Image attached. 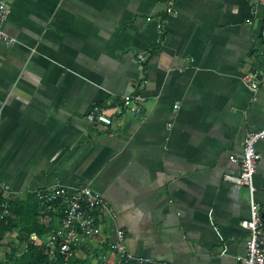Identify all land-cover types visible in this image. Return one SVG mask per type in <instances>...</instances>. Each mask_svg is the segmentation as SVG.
I'll use <instances>...</instances> for the list:
<instances>
[{
  "label": "crops",
  "instance_id": "crops-1",
  "mask_svg": "<svg viewBox=\"0 0 264 264\" xmlns=\"http://www.w3.org/2000/svg\"><path fill=\"white\" fill-rule=\"evenodd\" d=\"M263 25L252 0H12V42L0 39L6 196L88 186L150 264H239L250 198L227 175L241 169L246 132L264 128ZM251 72L256 92L243 79ZM128 93L141 113L88 121L94 105L114 112ZM257 148L264 206V139ZM114 237L104 216L73 264H121Z\"/></svg>",
  "mask_w": 264,
  "mask_h": 264
},
{
  "label": "built area",
  "instance_id": "built-area-1",
  "mask_svg": "<svg viewBox=\"0 0 264 264\" xmlns=\"http://www.w3.org/2000/svg\"><path fill=\"white\" fill-rule=\"evenodd\" d=\"M11 1L0 0V39L9 43L12 39L3 26ZM252 4L261 5L264 4V0H252ZM171 10L172 8L168 9V11ZM159 25L162 24L159 23ZM262 36L264 38V25ZM243 79L255 92L262 84V78L258 72L245 73ZM142 102V98H136L132 93H128L123 96L120 103L116 104L114 112L109 111L108 107L96 104L87 112L86 117L90 123L111 126L117 118L123 119L126 116L141 113ZM262 139H264V128L246 132L241 169L238 174L227 175L229 180L244 185L250 198V217L241 222L250 231L248 252L245 256H239V264H264V206L257 200L255 184L257 165L261 158L257 143ZM37 193L44 203L61 202L63 216L60 225L50 231L44 239V245L51 254L57 250L64 264H73L78 246L85 238L94 236L104 216H108L113 222L115 237L110 247L119 255L122 262L126 264L155 263L154 258L138 256L130 251L126 242V231L117 224V211L95 189L88 186L78 188L59 185L47 190H38ZM3 207L0 219L11 215L7 203H3ZM27 246V244L24 245L25 248Z\"/></svg>",
  "mask_w": 264,
  "mask_h": 264
},
{
  "label": "trees",
  "instance_id": "trees-1",
  "mask_svg": "<svg viewBox=\"0 0 264 264\" xmlns=\"http://www.w3.org/2000/svg\"><path fill=\"white\" fill-rule=\"evenodd\" d=\"M3 203H7L12 215L0 219V245L16 228L18 218L23 214L27 204L31 208V216L29 224L23 226L15 238L14 248L16 250L12 249L6 260H0V264H64V260L57 250L51 254L44 245V239L50 231L60 225L61 220L59 223H55V221L59 218L62 219L61 216H63L61 202L44 203L38 196H30L25 201L19 200L6 196L4 188L0 185V214L3 213ZM39 203L44 204L42 206L44 211L39 209ZM48 206L51 210H46ZM55 207L56 210H53ZM26 244L27 248L24 247ZM18 250H21L22 253L19 254ZM121 264L126 263L121 261Z\"/></svg>",
  "mask_w": 264,
  "mask_h": 264
},
{
  "label": "rangeland",
  "instance_id": "rangeland-1",
  "mask_svg": "<svg viewBox=\"0 0 264 264\" xmlns=\"http://www.w3.org/2000/svg\"><path fill=\"white\" fill-rule=\"evenodd\" d=\"M30 216H31V208L29 207V204H27L25 209L23 210V214L21 215V217L18 218V224L16 228L12 231V233L9 234V236L5 239L4 243L0 245V260H6L8 254L11 253L12 249H15L14 248L16 244L15 238L17 237V234L19 233L21 228L29 224ZM18 253L21 254L22 251L18 250Z\"/></svg>",
  "mask_w": 264,
  "mask_h": 264
}]
</instances>
